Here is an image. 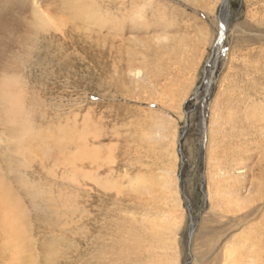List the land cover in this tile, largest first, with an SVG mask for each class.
<instances>
[{
	"label": "rangeland",
	"instance_id": "374dc122",
	"mask_svg": "<svg viewBox=\"0 0 264 264\" xmlns=\"http://www.w3.org/2000/svg\"><path fill=\"white\" fill-rule=\"evenodd\" d=\"M0 21L13 23L16 66L0 71V108L4 99L12 107L0 114V161L21 140L29 148V166L6 160L3 175L18 195L30 198L27 182L41 197L35 208L26 198L37 263L52 247L61 256L89 246L86 263L221 264L226 247L255 243L264 199L246 221L212 213L207 148L214 110L223 111L213 150L224 144L225 199L251 182L263 196L264 0H26ZM165 89L171 99L157 102ZM174 165L178 186L166 189ZM171 213L184 214L176 230ZM7 229L0 219V264L18 240Z\"/></svg>",
	"mask_w": 264,
	"mask_h": 264
},
{
	"label": "bare ground",
	"instance_id": "6f19581e",
	"mask_svg": "<svg viewBox=\"0 0 264 264\" xmlns=\"http://www.w3.org/2000/svg\"><path fill=\"white\" fill-rule=\"evenodd\" d=\"M20 1H22L23 3L26 2V0H0V12L4 9H6L7 7L15 4V5H19L20 4ZM47 1H50V0H47ZM93 2V1H92ZM225 3V2H224ZM213 4V3H212ZM227 6V4H224ZM92 6V4H91ZM94 7V5H93ZM92 7V8H93ZM80 11V10H79ZM82 11V10H81ZM80 11V13H81ZM91 12V11H89ZM227 12V11H226ZM79 13V14H80ZM83 13V12H82ZM85 13H86V10H85ZM93 13V12H92ZM139 13V12H138ZM141 11H140V16H141ZM91 14V13H90ZM226 14V13H225ZM85 15V14H83ZM89 15V14H88ZM91 16V15H90ZM143 17V16H142ZM35 19H36V16H35ZM139 20L137 21V25H141L143 24V22H146L147 18L145 19L144 17L140 19V17L138 18ZM145 19V20H144ZM136 22V21H135ZM115 23H118V22H115ZM149 24V23H147ZM13 23H10V22H2L0 21V71H3L5 69H9L10 70H13L12 67H16V66H13V62H12V59L11 58V50H10V40L8 37H11L12 38V35H13V29H14V26H12ZM199 31L201 32V34H203L205 37L208 38V36H211V34L209 33L208 31V28L207 27H203V28H199ZM199 33V32H198ZM223 33V32H222ZM12 44H13V41H12ZM130 64V63H129ZM130 67V65H129ZM133 67V66H132ZM129 73L131 74L132 77L134 78H139L140 76V73H141V70L140 69H130ZM195 84V82H194ZM134 89V88H133ZM166 90V91H165ZM165 93L162 91L161 92V95H164L165 97L161 98V97H158V100L157 102H165V100H170V92L167 91L169 89H165ZM161 98V99H160ZM4 99V97H3ZM183 100V99H182ZM170 103V102H169ZM166 105V104H165ZM181 105V103H180ZM215 106L217 107L216 103H215ZM12 107L10 106L9 103H5V99H4V103L2 105V107L0 108V114L1 115H5L7 113H10L12 111L11 109ZM19 107H17L18 109ZM264 108V107H263ZM263 110V109H261ZM18 112L19 113H22L24 112V109H18ZM260 112V111H259ZM264 112V111H262ZM215 113V114H214ZM214 119L212 120V126L210 125L209 126V140H208V148H207V151H208V157H209V168H210V171L208 173V179L210 180V187L208 189V192H209V199H210V204H211V207L210 209H212V213H214L215 215L217 216H226L227 218H230V217H238L239 219H241L240 221L244 220L246 221L245 219L251 217L252 215H255L256 212H258L257 210L260 209L261 205H257V201L258 199H264V182L261 184L262 187H258V192H263V196L261 197L260 193H258L259 195H253L252 192L253 190L251 191V186L252 184H254V182H251V185L250 186H246L245 184L243 185H240V187H238V191L236 192L235 194V198L233 197L232 200L229 199V201H227L225 199L226 196H224L223 194V188H224V180L225 177L227 176L226 174L228 172H226L224 169H225V160H221L220 158H222L221 156H223L222 154V150H224V144H220L218 146V148L216 150H213V147L215 146V143L217 144V140H213V137H214V132H216L215 130V126L219 123H221L220 121H223L225 119V115H222L221 113H223V111L220 113L219 115V112L217 109L214 110ZM231 114V113H230ZM258 117H261L260 115H257ZM229 117V116H228ZM232 117V116H231ZM165 119V118H164ZM254 119H256L254 117ZM226 120V119H225ZM228 120V119H227ZM231 120V119H230ZM257 120V119H256ZM166 121L168 123H171V120H167ZM227 122V121H226ZM225 122V123H226ZM237 122V121H236ZM235 122V124H236ZM240 122V121H239ZM167 123V124H168ZM232 123H233V120H232ZM223 124V123H222ZM220 124V125H222ZM228 124V123H227ZM160 125V123H159ZM176 125V123H175ZM175 125H174V128H175ZM213 125H214V128H213ZM226 126V124H224ZM263 125V124H262ZM162 126V129L165 128L168 129L169 128V125H167V127L163 124L161 125ZM233 126H234V123H233ZM241 125H239L240 127ZM244 126V125H242ZM217 127V126H216ZM245 127V126H244ZM219 128V127H218ZM217 129V128H216ZM228 129V128H227ZM230 129V128H229ZM170 130V129H169ZM220 130V129H219ZM171 131V130H170ZM223 131H225V129H223ZM229 131V130H227ZM261 131V130H260ZM222 132V131H220ZM172 133V131H171ZM217 133H219V131H217ZM174 134V148H176V143H175V140L177 139V132H174L172 133ZM159 136L163 137L164 138V135L163 133H159L158 134ZM234 135V134H233ZM222 136V135H221ZM224 136V135H223ZM222 136V137H223ZM221 137V138H222ZM227 137V136H225ZM220 136H217L216 139H219ZM224 139V138H223ZM23 146L21 145H18L17 148L15 149H11V148H7L5 150V156L3 157V159L0 161V219H1V224H5L8 226V229H10L9 231H16V234L18 235V240L17 242L15 243H11L12 246H14L13 248L15 249V252H13L12 249L11 250V253L9 255V261L6 263V264H26L28 263V259H27V254L29 253L30 254V260L31 262H33V264H39L37 262H39V259H37L39 257V245H37V243H35V241H33L31 239V237L29 236V232L31 230V225L29 226V221L31 220V217H32V214H31V208H29V205H27V202L26 200L28 199L27 198V195H18L11 187V184L10 182L8 183V181L6 180L7 178V173L5 175L4 174V170L7 169V166L5 164L6 160H9V161H21L22 162H25L23 165L28 167L29 166V156H28V151H29V148H26L25 147V142L23 140L20 141ZM73 142V141H72ZM58 143V142H57ZM68 143V142H67ZM226 143V142H224ZM70 149V148H69ZM25 150H28L27 152H24ZM0 151H1V148H0ZM9 151V152H8ZM93 151V150H92ZM175 152H176V149H175ZM245 152V151H244ZM177 157V160L176 161H179L178 159V155L176 154L175 155ZM225 158V154L223 156ZM57 160V159H56ZM215 160V162H214ZM250 161V160H248ZM67 163V162H66ZM244 163V162H243ZM239 165V163H238ZM243 165V164H242ZM245 165V164H244ZM243 165V166H244ZM11 166V164H10ZM241 167V166H240ZM237 168V170L235 169L236 171V182H238L239 180H242L241 178L243 176H246L245 172L247 171L246 169V166L242 167V168ZM10 168V167H9ZM65 168V167H64ZM175 168H176V165H174V168L172 170H168L166 171V177L164 178V187L167 189L168 187H171V184L173 185L174 183V186L177 185V181L176 179L174 178L175 175ZM178 168V167H177ZM26 170H28V173L26 174H30L29 172V169L26 168ZM233 170V169H232ZM80 171V170H79ZM234 171V170H233ZM10 173V171H9ZM80 173V172H79ZM245 173V174H244ZM78 174V173H77ZM82 175V174H81ZM231 175V174H230ZM229 176V175H228ZM9 177V176H8ZM234 177V178H235ZM21 181V180H20ZM163 181V180H162ZM227 182V181H226ZM250 182V181H249ZM244 183V182H243ZM10 184V185H9ZM237 184V183H236ZM24 186H25V189H26V193H30L29 194V199L31 200V204H32V207H36L38 202L40 201V196L38 194V192L34 189H30L29 187V184L27 182H24ZM79 186V185H78ZM178 186V185H177ZM243 186V187H242ZM29 188V190H28ZM173 189V188H172ZM245 190V193L247 192L248 194H245L243 195L242 193H240V190L242 191ZM162 190V189H161ZM163 191V190H162ZM171 191V190H170ZM175 191V190H174ZM176 191H177V188H176ZM225 192H227L226 190H224ZM167 192V191H166ZM179 193V192H178ZM174 194V193H172ZM257 196H259V198L257 199ZM40 197V198H39ZM44 197V196H43ZM169 197V196H168ZM181 197V196H180ZM27 198V199H26ZM51 198V197H50ZM49 198V199H50ZM227 198V197H226ZM28 199V200H29ZM53 199V198H52ZM183 200V199H182ZM59 201V200H58ZM72 201V200H71ZM60 202V201H59ZM264 202V201H262ZM76 203V202H75ZM261 203V201H260ZM264 204V203H263ZM178 205V204H177ZM226 205V206H225ZM70 206V205H69ZM51 207V206H50ZM225 207L227 209H225ZM73 208V207H72ZM66 209V208H65ZM183 209V207H182ZM34 210V209H33ZM64 210V209H63ZM69 210V209H68ZM226 211H228L226 213ZM66 212V211H65ZM68 212V211H67ZM74 213V212H73ZM167 213V212H166ZM181 214V216H179ZM206 215V214H205ZM232 215V216H231ZM257 215V214H256ZM221 217V218H222ZM184 218V214L183 213H171L170 216L168 217V224H170L171 228L173 229H178L179 224L182 222ZM208 219V217H207ZM224 219V218H223ZM236 219V218H235ZM233 219V220H235ZM263 221H262V225H264V217L262 218ZM223 221V220H222ZM231 221V220H230ZM259 221V220H258ZM148 222V221H147ZM213 223V222H212ZM232 223V222H231ZM150 224V223H149ZM152 224V223H151ZM167 224V225H168ZM234 225V223H233ZM23 228H21V227ZM161 225H159L158 223L156 222H153V228L156 227V229H160ZM253 226V225H252ZM7 228V227H6ZM28 229V232L27 229ZM30 228V229H29ZM152 228V227H151ZM162 228V227H161ZM167 228V226H166ZM205 228H208V226H206ZM249 228V227H248ZM7 229V230H8ZM21 229V230H19ZM170 229V228H169ZM154 230V229H153ZM18 231H22L24 233V237H23V234L22 233H19ZM160 231V230H159ZM207 232V231H206ZM246 232V231H245ZM8 234V233H7ZM200 234V235H199ZM254 234V233H253ZM27 235V236H26ZM220 235V234H219ZM224 235V234H223ZM244 235V234H243ZM256 238H253L254 240L256 239L255 243H252V244H246L245 242H247L246 240L243 241V244H239L241 249H235V247H226L224 249V251L222 252V261H221V264H264V229H261V230H256V234H255ZM201 236V233H198L197 235L195 234V239L199 238ZM246 236V235H245ZM13 237V236H12ZM115 238V237H114ZM219 238V237H218ZM238 238V237H237ZM16 239V238H15ZM119 239V238H118ZM240 240V239H239ZM249 241H251L250 239H248ZM235 241V240H234ZM248 241V242H249ZM57 242V241H56ZM117 242V241H116ZM254 242V241H253ZM39 243V242H38ZM142 243V242H141ZM250 243V242H249ZM61 244V243H59ZM70 244V243H69ZM68 244V245H69ZM74 244V243H73ZM77 244V243H76ZM236 244V243H235ZM62 245V244H61ZM75 245V244H74ZM87 245V244H86ZM112 245V244H111ZM117 245V244H116ZM234 245V244H233ZM11 246V245H10ZM55 246V245H54ZM60 246V245H59ZM63 246V245H62ZM70 246V245H69ZM76 246V245H75ZM6 247V246H5ZM48 247V246H47ZM66 247V246H64ZM63 247V248H64ZM68 247V246H67ZM66 247V249H67ZM82 247V246H80ZM89 247V246H88ZM87 247V250L83 252H81V248L76 249L75 247V252H73L72 254H68L71 253V251H66V252H62L64 253V255H61L59 254L58 250L59 248H56V247H52L49 251H47L46 253H48L45 257V259L43 260L44 261V264H100L102 261H96V262H93V263H86L84 261L85 259V256L87 254H90L92 253L90 249V252H89V249ZM97 247V246H96ZM95 247V248H96ZM12 248V247H11ZM44 248H45V245H44ZM70 248V247H69ZM68 248V249H69ZM7 249V248H5ZM45 251V250H44ZM60 251V250H59ZM239 251V253H238ZM254 251V256L253 255V252ZM108 252V251H107ZM109 253V252H108ZM252 253V255H251ZM28 254V255H29ZM43 254V252L41 253ZM35 255H37V257H35ZM45 255V254H44ZM92 255V254H91ZM42 256V255H41ZM60 256V257H59ZM88 256V255H87ZM252 256V257H250ZM29 257V256H28ZM156 257V256H155ZM169 257V256H168ZM157 259V258H156ZM199 259V258H198ZM97 260V259H96ZM167 260V259H166ZM165 260V261H166ZM163 259L161 258H158V264H168V262H165ZM105 262V261H104ZM106 263V262H105ZM155 263L154 260H152V264ZM194 263V262H192Z\"/></svg>",
	"mask_w": 264,
	"mask_h": 264
},
{
	"label": "water",
	"instance_id": "95a60500",
	"mask_svg": "<svg viewBox=\"0 0 264 264\" xmlns=\"http://www.w3.org/2000/svg\"><path fill=\"white\" fill-rule=\"evenodd\" d=\"M224 2H225L224 4H227L228 3V0H224Z\"/></svg>",
	"mask_w": 264,
	"mask_h": 264
}]
</instances>
